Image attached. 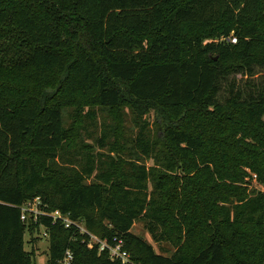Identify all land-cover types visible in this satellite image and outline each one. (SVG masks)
Returning a JSON list of instances; mask_svg holds the SVG:
<instances>
[{"label": "trees", "instance_id": "16d2710c", "mask_svg": "<svg viewBox=\"0 0 264 264\" xmlns=\"http://www.w3.org/2000/svg\"><path fill=\"white\" fill-rule=\"evenodd\" d=\"M4 35L19 44L0 65V264H35L25 235L40 228L48 264H62L68 253L69 264H264V191L248 196L226 183L244 182L246 172L234 169L239 161L264 183V91L238 92L227 105L216 98L222 76L264 66V0H0ZM116 80L136 101L157 102L181 122L190 112L189 121L166 127L162 139L141 131L129 143V169L113 159L102 182L84 183L55 166L57 158L77 157L66 147L61 95L78 93L86 121L96 123L92 107L124 102ZM211 105L216 109L194 115ZM176 151L202 169L185 238L164 204L165 175L140 163L148 156L173 168ZM95 166L86 159L85 175ZM225 186L238 189L237 201ZM36 199L44 214L24 219V204ZM55 211L72 219L70 227ZM78 218L96 223L109 245L121 243L129 262L91 246ZM139 218L151 232L168 234L172 254L132 232Z\"/></svg>", "mask_w": 264, "mask_h": 264}, {"label": "rangeland", "instance_id": "374dc122", "mask_svg": "<svg viewBox=\"0 0 264 264\" xmlns=\"http://www.w3.org/2000/svg\"><path fill=\"white\" fill-rule=\"evenodd\" d=\"M17 44L19 43L15 42L13 38L7 35L0 37V65H4V63L8 61L5 57L18 46ZM3 60L4 62H1ZM21 60H19V62H21ZM114 83L121 87L124 95V102H122L118 108H105L99 104L92 107L95 108L97 112L98 119L96 123L86 121L83 108L77 100L78 93L67 91L65 94L61 95L64 126L70 135L66 147L67 150L69 149V154L71 156L77 157L73 161H66V157L57 158V164L55 166L62 170L67 176H77V178H79L78 176H84V183L102 182V172L111 170V162H118L113 159L118 158L120 161H123L121 164L125 166L126 169H129L130 165H128V163L132 162L127 161H134L133 155H131L129 150V143H131V138L136 137L141 131L145 132L152 140H156L159 137L162 139L166 127L180 125L182 122L189 121L190 112H188L187 117L181 122L179 117L157 102L136 101L129 94L123 82L116 80ZM28 84L31 85V83ZM217 85L219 91L216 98L217 101L223 105H227L226 103L231 97L238 92L242 93V98L248 97L249 95H257L261 91H264V66H255L253 75L240 72L222 76L218 80ZM75 94L77 97L74 96ZM215 109L216 106L213 105L203 106L196 108L194 110V115L201 114V116H203L205 113ZM236 118H238V116H236ZM238 122L241 121L238 120ZM108 129H111V134H109V138L106 137V139H104L105 142L102 143L100 138H104L106 130ZM114 134L116 135L114 136ZM240 136L241 133H239L237 138H240ZM164 153H167L166 150ZM83 155L85 158L81 159ZM241 157L244 160L250 157L253 158L254 153L250 155H241ZM172 158L175 164L172 162L171 166H173V168L169 169L166 162H158L153 157L145 156L140 163L144 164L147 169L156 167L159 173L165 175V181L167 182V199L164 204H166L168 210L171 211L170 216L173 214L176 216L174 220L175 225L178 227L177 234L180 236L183 234L182 238H185L186 231L188 230L187 223H192L191 207L193 203H190L192 199L191 192L193 187H195L193 190L200 188L198 182L200 183L201 180H203L202 178L200 179L202 169L196 168L197 165L194 166L195 161L193 159L183 157L178 151L173 152ZM86 159H88V161H94L96 165L90 176L85 175L83 169L86 165ZM200 167H202V164H200ZM234 169L235 172H238L237 170L246 172L247 175L245 176L244 182L235 183L228 180L226 183L240 185L242 188H245V190H241L245 191L248 196H253L264 191V183L260 182L254 174L255 172L246 168L242 161L235 163ZM220 182L223 183L225 180H221ZM229 188V186H225L224 194L230 196L232 201H237L236 198H238V196L234 194H236L235 192H237L238 189L233 188L229 191ZM39 200L40 199H36L33 202L24 204L23 209L26 218L35 220L38 215L43 213L39 206ZM217 203L218 205H222L223 201H217ZM229 203L225 204L228 205ZM209 205H211V203L208 204V207ZM203 214L204 218H206L207 213ZM87 215L95 216V218L100 216L97 212H87ZM63 216L66 219L72 220L69 216ZM198 217H200V215H198ZM194 220L196 221L197 219ZM147 222L148 220L145 218L137 219L132 227V232L143 237L147 242L152 244L157 252L165 255L172 254L175 247L165 240V236H168V234L164 233L162 228L158 229V233L156 231L151 232ZM75 223L80 226L81 232H86V234H88L89 244L91 246L95 245L98 238L100 239L99 235L96 233L100 230L97 224L94 223L89 226L86 218H78L75 220ZM104 223L111 226L107 219H104ZM93 236L97 238H93ZM48 247V237L45 235L43 228H40L39 231H26L25 249L28 254L33 253L35 264H48Z\"/></svg>", "mask_w": 264, "mask_h": 264}, {"label": "built area", "instance_id": "2783aa9c", "mask_svg": "<svg viewBox=\"0 0 264 264\" xmlns=\"http://www.w3.org/2000/svg\"><path fill=\"white\" fill-rule=\"evenodd\" d=\"M236 39H233V42H235ZM44 214V212H43ZM52 216L54 217V219H61L64 221L66 227H70V225L72 224V221L69 219H66L62 213H60L59 211H55L52 213ZM23 218L25 219L26 216L25 214L23 215ZM79 226V225H78ZM80 228V226H79ZM85 233V232H83ZM93 238H97L95 236H93ZM96 244H99V251H104L105 249H109L110 255L113 258H119L121 259L124 263L129 262V253L125 250H123L122 248V244L121 243H116L115 245H109L106 241L99 239L98 241L95 242ZM72 259V256L70 253L67 254V256L65 257L64 261L62 262V264H69L70 261Z\"/></svg>", "mask_w": 264, "mask_h": 264}]
</instances>
